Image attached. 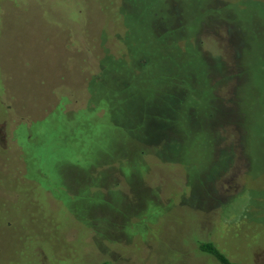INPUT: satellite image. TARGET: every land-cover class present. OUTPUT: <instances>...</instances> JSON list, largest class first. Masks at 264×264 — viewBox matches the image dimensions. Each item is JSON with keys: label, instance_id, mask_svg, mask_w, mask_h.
<instances>
[{"label": "rangeland", "instance_id": "rangeland-1", "mask_svg": "<svg viewBox=\"0 0 264 264\" xmlns=\"http://www.w3.org/2000/svg\"><path fill=\"white\" fill-rule=\"evenodd\" d=\"M203 242L264 264V0H0V264Z\"/></svg>", "mask_w": 264, "mask_h": 264}, {"label": "trees", "instance_id": "trees-1", "mask_svg": "<svg viewBox=\"0 0 264 264\" xmlns=\"http://www.w3.org/2000/svg\"><path fill=\"white\" fill-rule=\"evenodd\" d=\"M116 63H113L112 66H114ZM102 70V66H101ZM104 72V71H103ZM89 107V105H88ZM199 249L202 253L208 254L215 258L219 264H237L233 261H231L226 255H224L214 244L212 243H200Z\"/></svg>", "mask_w": 264, "mask_h": 264}]
</instances>
